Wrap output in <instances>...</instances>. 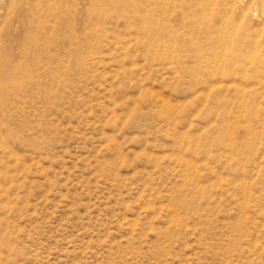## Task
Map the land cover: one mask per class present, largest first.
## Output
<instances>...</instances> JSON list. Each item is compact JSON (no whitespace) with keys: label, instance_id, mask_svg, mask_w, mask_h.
Instances as JSON below:
<instances>
[{"label":"rangeland","instance_id":"rangeland-1","mask_svg":"<svg viewBox=\"0 0 264 264\" xmlns=\"http://www.w3.org/2000/svg\"><path fill=\"white\" fill-rule=\"evenodd\" d=\"M90 1L0 0V264H264V0Z\"/></svg>","mask_w":264,"mask_h":264},{"label":"bare ground","instance_id":"bare-ground-1","mask_svg":"<svg viewBox=\"0 0 264 264\" xmlns=\"http://www.w3.org/2000/svg\"><path fill=\"white\" fill-rule=\"evenodd\" d=\"M92 1V0H91ZM90 1V2H91ZM95 1V0H94ZM40 2V1H39ZM101 2V1H100ZM42 3H43V1H42ZM53 3V2H52ZM93 3V2H92ZM255 3V2H254ZM32 4V3H31ZM35 4H37V6L39 5L37 2H35ZM55 4V3H54ZM114 4V3H113ZM44 5V4H43ZM50 5H51V3H50ZM104 5V4H103ZM32 6V5H31ZM35 6V5H34ZM42 6V5H41ZM60 6V5H59ZM46 7V6H45ZM49 7V6H48ZM94 7V6H93ZM34 8V7H33ZM43 8V7H42ZM55 8V7H54ZM112 8V7H111ZM110 8V9H111ZM31 9V8H30ZM56 9V8H55ZM102 9H103V7H102ZM112 10V9H111ZM61 11H64V10H61ZM47 12V11H46ZM55 12H57V11H55ZM100 12V11H99ZM54 13V12H53ZM60 13V12H59ZM56 16H57V14L56 13H54ZM52 15V17H55V15ZM48 16V15H47ZM50 16V15H49ZM98 16V15H97ZM262 16H263V14H262ZM58 17V16H57ZM59 21V20H58ZM57 21V22H58ZM59 23H60V21H59ZM54 25H56V24H54ZM232 31V30H231ZM256 31V30H255ZM238 33V32H237ZM241 33H242V31H241ZM245 33V32H244ZM254 33V32H253ZM232 34V33H231ZM235 35V34H234ZM239 35H241V34H239ZM243 35V34H242ZM242 35L241 36H239V37H242ZM233 37V36H232ZM243 37H244V35H243ZM230 38H231V36H230ZM229 38V39H230ZM238 38V37H237ZM250 38V37H249ZM244 39V38H243ZM228 40V39H227ZM237 40V39H236ZM242 40V39H241ZM245 40V39H244ZM234 41V40H233ZM241 42L242 41H240L239 43H240V45H241ZM251 43H250V46H251V49L253 50V52H252V55H250V56H248L246 59H245V62H244V64H245V66H247V68H249V69H252V70H254V71H257L258 70V73H260L259 72V66H260V64L262 63V65L261 66H263L264 64H263V61H264V53L263 54H261V52H259V48L260 47H262V44H263V42L261 41V40H259V39H254V40H251L250 41ZM236 43V42H235ZM237 43H238V41H237ZM248 43V42H247ZM227 44V43H226ZM227 45H229V43L227 44ZM230 45H233V42L231 41L230 42ZM235 45V44H234ZM229 47V46H228ZM245 47V46H244ZM235 49V48H234ZM245 49V48H244ZM248 49H250V48H248ZM236 50V49H235ZM227 51V50H226ZM263 51V50H262ZM227 55V57L229 58V56H228V54H226ZM248 55H249V53H248ZM235 60V59H234ZM240 60V59H239ZM239 60H237V61H239ZM244 60V59H243ZM243 60H241V61H243ZM233 63V62H232ZM230 65V64H229ZM260 66V67H261ZM264 67V66H263ZM249 69H248V71H249ZM243 71V70H242ZM263 71H264V69H263ZM247 72V71H246ZM229 73V72H228ZM240 73H241V69H240ZM245 73V72H244ZM250 73V72H249ZM231 74H233V73H231ZM251 74V73H250ZM252 74H254V72L252 73ZM241 75V74H240ZM244 75V74H243ZM246 75V74H245ZM256 75V74H255ZM260 75V74H259ZM252 76V75H251ZM249 77V79H250V81L251 80H253V79H251L252 77ZM228 77V76H227ZM235 77V76H234ZM247 77V76H246ZM258 77V76H257ZM260 77H261V75H260ZM254 78V77H253ZM247 79V78H246ZM249 79H248V81H249ZM256 79V78H255ZM258 79V78H257ZM264 79V78H263ZM244 80V79H243ZM247 80H246V82H248ZM256 81V80H255ZM245 82V81H244ZM257 83H258V85L260 86V87H263L264 88V82H261V81H257ZM250 84H252V83H250ZM250 84H248V85H250ZM253 84H254V82H253ZM246 85V84H245ZM244 85V86H245ZM246 87H249V86H246ZM253 87V86H252ZM251 87V89H256L258 86H256V88L255 87H253L252 88ZM241 89V88H240ZM250 89V90H251ZM261 89V88H260ZM249 90V91H250ZM256 90H259V89H256ZM256 90H254V91H256ZM262 91V90H261ZM264 91V90H263ZM262 91V92H263ZM255 93V92H254ZM259 94V93H258ZM251 95V94H250ZM254 96L256 95V94H253ZM243 96V95H242ZM247 96H248V94H247ZM246 96V97H247ZM254 96H252V97H250V98H252V99H254L253 97ZM259 96V95H258ZM264 96V95H263ZM249 97V96H248ZM244 98H245V96H244ZM249 98V99H250ZM264 98V97H263ZM262 99V98H261ZM251 101V100H250ZM256 101V100H255ZM254 101V102H255ZM245 102V101H244ZM263 103V102H262ZM252 104V103H251ZM258 104H259V102H258ZM253 105V104H252ZM260 105H262V104H260ZM264 105V104H263ZM243 106V105H242ZM241 106V107H242ZM250 106V105H249ZM257 108V107H256ZM261 108V107H260Z\"/></svg>","mask_w":264,"mask_h":264}]
</instances>
